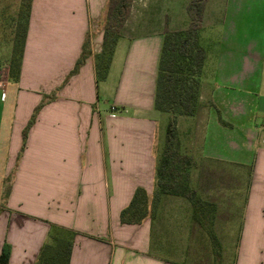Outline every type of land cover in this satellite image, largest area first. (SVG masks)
Returning a JSON list of instances; mask_svg holds the SVG:
<instances>
[{
    "label": "crops",
    "instance_id": "crops-1",
    "mask_svg": "<svg viewBox=\"0 0 264 264\" xmlns=\"http://www.w3.org/2000/svg\"><path fill=\"white\" fill-rule=\"evenodd\" d=\"M191 1L132 0L108 74L96 82L108 0H31L18 82L0 80V253L10 247L7 264H35L52 227L74 233L68 264H186L169 258L185 251L164 245V207L139 225H122L119 215L135 189L149 203L154 194L156 145L169 120L153 108L162 33L187 28ZM86 39L90 54L70 75ZM199 43L198 108L176 118L178 142L196 163L191 183L198 172L220 179L199 189L211 203L206 196L215 188L216 211L227 215L236 239L219 263L264 264V0H206ZM44 96L54 98L39 110L18 159L22 131ZM246 169L250 181H224Z\"/></svg>",
    "mask_w": 264,
    "mask_h": 264
},
{
    "label": "trees",
    "instance_id": "trees-1",
    "mask_svg": "<svg viewBox=\"0 0 264 264\" xmlns=\"http://www.w3.org/2000/svg\"><path fill=\"white\" fill-rule=\"evenodd\" d=\"M23 24L16 26L12 53L8 61V81L17 83L22 63L27 22L31 0H22ZM132 0H108L105 9L100 52L94 56L96 82L105 80L112 55L121 29L128 19ZM206 0H192L186 6L189 23L182 31H169L166 27L162 33V43L157 64L153 108L155 111L169 115L165 129L164 141L155 167V191L153 198L168 195L186 200L191 207V220L202 228L214 248L217 258L221 257L218 238L213 231V220L216 207L213 203L202 200L191 186V173L196 167L193 158L182 152L175 130L177 117L195 115L199 102L200 75L205 53L199 43L202 15ZM88 41L84 42L82 52L70 75L75 74L90 54L87 51ZM53 96H44L33 110L22 131V143L18 153L21 156L27 133L33 125L42 106L52 100ZM220 124L225 125L219 119ZM9 181V180H8ZM7 182V181H6ZM9 184L4 188L3 196L7 197ZM148 216L152 217L149 198L142 188L135 189L129 204L120 212L119 222L122 225H139ZM74 233L52 227V232L38 254L35 264H68ZM10 247L2 246L0 264H7ZM216 264H220L219 261Z\"/></svg>",
    "mask_w": 264,
    "mask_h": 264
},
{
    "label": "rangeland",
    "instance_id": "rangeland-1",
    "mask_svg": "<svg viewBox=\"0 0 264 264\" xmlns=\"http://www.w3.org/2000/svg\"><path fill=\"white\" fill-rule=\"evenodd\" d=\"M22 2L24 4V1L22 0H0V80L5 78L6 75L8 78V61L12 53L14 33L16 31V26L23 24V15L21 13ZM204 33H206V29L202 31V37ZM212 48L214 47L208 46L209 52ZM208 65L209 62L207 60L206 68L204 67L203 69V78L206 76ZM162 144L163 142L159 138L156 147L160 149ZM209 165L212 164L209 163ZM193 176L191 186H193L195 190L197 189L196 191L199 192L197 193L198 196L201 195V191H199V189L204 184L214 183L213 185H215V183L220 181V179L213 178L211 174L205 175L198 172ZM213 176L216 177V175ZM249 176H252L249 169L238 170L236 173H230L224 181L227 182L230 180L244 183L250 181ZM206 197L208 198L207 200H210L211 203L213 202L216 207L217 196L215 188L212 191H209ZM238 197L241 201L243 197V190L240 191ZM167 199H179L181 200V203L174 205V202L169 203ZM149 205L150 211H152L151 218L156 215L158 209H163L164 207L165 221L161 224V235L166 243L164 245H166V247L173 246L177 250L185 251L181 253H174L170 256L168 255L169 258L186 264H216L217 261L221 260V257L217 258L214 254V248L210 243L206 232L197 224L193 223L191 219H187V221L184 219L185 207H187V209H191L190 204L186 200L180 197L168 195L158 196L155 199L152 196ZM226 219L227 215L224 214L222 210L219 212L215 210L213 231L218 238L221 254L226 250L232 253L236 240L234 237H230L232 232H229V230H232V225L231 223H228ZM228 224L230 225L228 226ZM230 255L231 254H228L229 257Z\"/></svg>",
    "mask_w": 264,
    "mask_h": 264
}]
</instances>
